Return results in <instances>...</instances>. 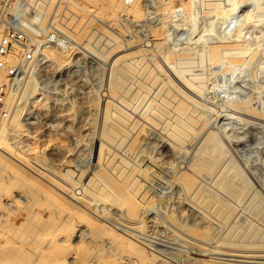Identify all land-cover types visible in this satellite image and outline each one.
I'll return each mask as SVG.
<instances>
[{
	"label": "rangeland",
	"instance_id": "obj_1",
	"mask_svg": "<svg viewBox=\"0 0 264 264\" xmlns=\"http://www.w3.org/2000/svg\"><path fill=\"white\" fill-rule=\"evenodd\" d=\"M137 4L37 2L75 47L0 130V264H264V0Z\"/></svg>",
	"mask_w": 264,
	"mask_h": 264
},
{
	"label": "built area",
	"instance_id": "obj_2",
	"mask_svg": "<svg viewBox=\"0 0 264 264\" xmlns=\"http://www.w3.org/2000/svg\"><path fill=\"white\" fill-rule=\"evenodd\" d=\"M40 0H0V125L10 118L8 96L20 92L23 80L42 67L45 49L67 52L71 43L52 23H42L36 14ZM144 7L153 0H121ZM255 1V0H254Z\"/></svg>",
	"mask_w": 264,
	"mask_h": 264
},
{
	"label": "bare ground",
	"instance_id": "obj_3",
	"mask_svg": "<svg viewBox=\"0 0 264 264\" xmlns=\"http://www.w3.org/2000/svg\"><path fill=\"white\" fill-rule=\"evenodd\" d=\"M162 2H163V5L164 6H168V5H170L171 4V2L172 1H174V2H179V1H185V0H161ZM137 2L138 1H136L134 4H132L131 6L132 7H130V6H127V7H129L130 8V11L131 12H133L135 15H139V13H140V10H139V8H138V4H137ZM140 2V1H139ZM153 2H154V0H153ZM235 7V6H234ZM128 8V9H129ZM217 16V15H216ZM231 22V21H230ZM235 22V21H234ZM232 23V22H231ZM53 26H55L54 24H52ZM83 28V27H82ZM56 29H58V28H56ZM80 32H82L83 33V31L84 30H81V29H78ZM73 47H75V46H73V44H72V46L70 47V48H73ZM46 50H50V49H45L44 51H46ZM44 51H43V53H42V57H41V59H42V62H41V64H42V66L43 67H46V63L45 62H47V59H46V57L44 56ZM31 76H32V74H31ZM31 76H27V78H28V80L26 79V82L24 83L23 82V84H22V87L23 86H25V84L28 86V85H32V83L35 81V79H33V77H31ZM34 80V81H33ZM0 81H1V79H0ZM34 84V83H33ZM30 92V91H29ZM20 94H21V91L19 92ZM10 94L9 96H8V99H7V102H8V104H9V107H10V118L12 117H14L15 115H16V111H17V109H19L18 107L20 106L21 107V105H23V104H21V101L22 100H26V97H25V95H27V94H25L24 95V99H22V100H20L19 102H18V100L17 99H19V97L18 96H20V94ZM21 96H23V95H21ZM20 96V97H21ZM25 105V104H24ZM24 107V106H23ZM20 109H22V108H20ZM19 111V110H18ZM20 111H22V110H20ZM23 112V111H22ZM19 113V112H18ZM18 113H17V115H18ZM23 114V113H22ZM20 116H21V114H19ZM10 118L7 120V121H5V122H3V123H1V125H0V130H2V133H10V130H11V126H10ZM19 127V126H18ZM14 133H16V132H14ZM21 133V132H20ZM19 138V137H18ZM20 142V141H19ZM15 143V142H14ZM19 147V146H18ZM36 148V147H35ZM9 149V148H8ZM22 149V148H21ZM34 149V148H33ZM33 149H32V151H33ZM38 149V148H37ZM1 150V149H0ZM36 150V149H35ZM2 151V150H1ZM10 151V150H9ZM31 151V152H32ZM4 152V151H3ZM30 152V153H31ZM35 152V151H34ZM8 155V154H7ZM136 159V158H135ZM143 160H145V159H143ZM137 164V163H136ZM128 169V168H127ZM189 173V172H188ZM171 174V173H170ZM190 176V175H189ZM145 178V177H144ZM119 180V179H118ZM146 182V181H145ZM195 186V185H194ZM118 187V186H117ZM55 188V187H54ZM151 188V187H150ZM187 191V190H186ZM121 192V191H120ZM122 195H124V194H122ZM146 195V194H145ZM182 195V194H181ZM129 196V195H128ZM127 196V197H128ZM187 196V195H186ZM122 197H124V196H122ZM130 198H128V200L129 199H131V196H129ZM143 197V196H142ZM195 197V196H194ZM125 199H126V197H124ZM135 198H136V196H135ZM134 198V199H135ZM47 199V198H46ZM123 198H121V200H122ZM137 200V199H136ZM135 200V201H136ZM144 200V199H143ZM171 200V199H170ZM119 201V200H118ZM51 202V201H50ZM142 201L140 200V203H141ZM32 203V202H31ZM44 203V202H43ZM51 203H53V202H51ZM120 203V202H119ZM127 203H130L129 201L127 202ZM131 204V203H130ZM29 205V204H28ZM48 205H49V203H48ZM120 205V204H119ZM128 205V204H127ZM4 206V205H3ZM9 206V205H8ZM33 206H35V205H32V207ZM52 206V205H51ZM175 206V205H174ZM31 207V206H30ZM30 207L29 208H27V209H30ZM31 207V208H32ZM38 207H40L39 205H38ZM42 207V206H41ZM130 207H131V205H130ZM130 207H129V209H130ZM133 207V206H132ZM147 207V206H146ZM54 208V207H53ZM39 209V208H38ZM55 209V208H54ZM28 212L30 211V210H27ZM32 211V210H31ZM26 212V211H25ZM62 213H63V211H61ZM31 213V212H30ZM29 213V214H30ZM60 213V212H59ZM61 213V214H62ZM28 214V215H29ZM58 215V214H57ZM57 215H56V213H54V212H51L50 213V217H49V220L48 221H50L51 223H50V225L52 224V222L54 223L55 222V220H56V217H57ZM34 216V215H33ZM36 216V215H35ZM56 216V217H55ZM59 216V215H58ZM65 217L62 219L64 222L63 223H61V225H59L58 226V230L60 231L61 229L62 230H64L65 232H66V237L69 239V238H71V236L72 235H74V233H75V229H76V224L75 225H73V226H75V227H72L71 228V218H73V215L71 214V213H69V214H66V215H64ZM72 216V217H71ZM77 217V216H76ZM75 217V218H76ZM61 218V217H60ZM34 219H37V216L34 218ZM131 219V218H130ZM115 220V219H114ZM57 221H58V219H57ZM56 221V222H57ZM61 221V220H60ZM95 222V221H94ZM74 223V222H73ZM139 223V222H138ZM59 224V223H58ZM99 224V223H98ZM46 225V224H45ZM54 225H55V223H54ZM85 225V224H84ZM94 225V224H93ZM56 226V225H55ZM36 227H38V225L36 226ZM143 228V227H142ZM41 228H38V231L37 230H33V228H32V231L31 232H29L28 230V232H29V239H30V241H31V243L33 242V243H38L39 241H40V238H42V234L40 233V231H42V230H40ZM48 229V228H47ZM50 229V228H49ZM7 230V229H6ZM23 230V229H22ZM29 230H31V229H29ZM40 230V231H39ZM56 230H57V228H56ZM8 231V230H7ZM6 231V232H7ZM63 232V231H62ZM5 233V231L3 232V233H0V238H2V236L3 235H5L4 234ZM7 234V233H6ZM15 234V233H14ZM14 234H12V236H14ZM54 234V233H53ZM63 235V234H62ZM149 235V234H148ZM7 236V235H6ZM15 236H16V234H15ZM21 236V235H20ZM24 237V236H23ZM65 237V236H64ZM73 237V236H72ZM13 238V239H12ZM11 239L12 240H15L14 239V237H12ZM16 238V237H15ZM21 238V237H20ZM49 238V237H48ZM7 239H10V237L9 238H7ZM1 240V239H0ZM18 240V239H17ZM16 240V241H17ZM67 240V239H66ZM72 240V239H71ZM63 241V240H62ZM69 241V240H68ZM67 241V242H68ZM20 242H22V241H20ZM19 242V243H20ZM61 242V241H60ZM59 242V243H60ZM64 242V241H63ZM66 242V243H67ZM15 243V242H14ZM14 243H10L12 246H10V248H11V250H12V252H13V250H14V253L16 252V253H22L23 254V256H22V254H20L22 257H24V255H26L25 254V252L27 251V252H30V250H29V248H28V246H26V244L23 246H21V245H16V244H14ZM58 243V242H57ZM18 244V243H17ZM64 244V243H63ZM68 244V243H67ZM144 244V243H143ZM9 245V244H8ZM29 245V244H28ZM82 245V244H81ZM89 245V244H88ZM126 245V244H125ZM43 246V245H42ZM62 246H64V245H62ZM68 246H69V244H68ZM71 246V245H70ZM65 247V246H64ZM34 248H36L35 246H34ZM82 248V247H81ZM47 249V248H46ZM69 249V247L67 248H60L59 247V245L57 246L56 244H55V246H53L51 249H48V250H45V251H42L41 252V260H40V262L39 263H36V264H57L58 262H54V261H58V259H60L61 260V258H62V256H61V252H64V251H66V250H68ZM83 249V248H82ZM138 249V248H137ZM34 250V249H33ZM40 250H41V247H40ZM43 250V249H42ZM136 250V249H135ZM36 251H38V249L36 250ZM32 252V251H31ZM30 252V253H31ZM35 252V251H34ZM78 252V251H77ZM82 252V251H81ZM80 252V253H81ZM87 252V251H86ZM18 253V254H19ZM119 253V252H118ZM123 253H125V252H123ZM63 254V253H62ZM77 254V253H76ZM138 254H141L140 252L138 253ZM38 255H39V251H38ZM84 255H86V254H84ZM143 255V252H142V254L140 255V257ZM19 256V255H18ZM31 256H33V255H31ZM81 256V255H80ZM61 257V258H60ZM86 257V256H85ZM28 258H30L29 256H27V259ZM33 257H31V259H32ZM37 258V257H36ZM84 258V257H83ZM120 258V257H119ZM137 258H139V256L137 257ZM141 258H144L143 256L141 257ZM17 259V258H16ZM25 259V258H24ZM39 259V258H38ZM82 259V258H81ZM18 260V259H17ZM19 260L21 261V259H20V257H19ZM63 260V259H62ZM15 261V260H14ZM24 261V260H23ZM26 261V260H25ZM39 261V260H38ZM115 261V260H114ZM117 261V260H116ZM139 262H140V258H139V260H138ZM19 262V261H18ZM36 262H37V259H36ZM113 262V261H112ZM111 262V263H112ZM119 263V262H118ZM18 264V263H17ZM28 264V263H27ZM34 264H35V262H34ZM88 264V263H87ZM108 264H109V262H108ZM116 264H117V262H116Z\"/></svg>",
	"mask_w": 264,
	"mask_h": 264
}]
</instances>
